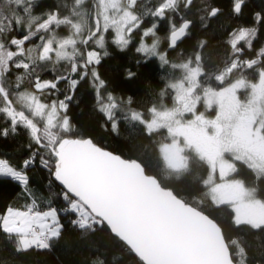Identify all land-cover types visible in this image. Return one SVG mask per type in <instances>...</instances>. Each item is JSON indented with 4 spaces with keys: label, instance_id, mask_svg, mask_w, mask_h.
<instances>
[{
    "label": "snow or ice",
    "instance_id": "1",
    "mask_svg": "<svg viewBox=\"0 0 264 264\" xmlns=\"http://www.w3.org/2000/svg\"><path fill=\"white\" fill-rule=\"evenodd\" d=\"M40 3L0 0V140L27 137L19 165L0 157V177L26 202L0 210V239L17 254L50 250L68 217L82 238L107 233L136 264H249L244 237H264V9L246 21L248 0H227L223 58L213 60L207 40L188 53L181 44L197 19L207 29L224 14L218 0ZM113 50L134 51L137 67L157 63L148 104L110 88L100 66ZM84 91L102 128H138L154 171L74 134L70 111ZM37 168L59 208L41 206ZM221 209L241 237L226 236ZM95 251L91 264H112L108 249Z\"/></svg>",
    "mask_w": 264,
    "mask_h": 264
},
{
    "label": "trees",
    "instance_id": "2",
    "mask_svg": "<svg viewBox=\"0 0 264 264\" xmlns=\"http://www.w3.org/2000/svg\"><path fill=\"white\" fill-rule=\"evenodd\" d=\"M226 9L224 14L217 17L207 29H201V22L197 19L192 29V35L183 40L181 47L185 53L191 51L197 40H207L209 52L213 54V60L222 59L223 48L218 47L222 42L225 29L230 25V14L227 11V0H218ZM58 0H41L37 11H44L55 8ZM264 9L263 0H248L245 9L244 19L250 21L251 14ZM234 23V21L232 22ZM163 35V31L161 33ZM261 39H264L262 37ZM207 55V53H206ZM136 54L134 51L119 52L112 51V55L102 62L100 72L107 80L110 88L115 94L124 97L131 96L135 101L148 104L151 101L150 91L157 90L161 85L159 76L161 70L156 62L137 67ZM131 68L137 73L134 79L125 76L126 69ZM79 103H74L71 107L72 123L75 127V135L91 137L94 141L106 150L119 154L123 158L141 157L150 164V170H155L154 156L151 148L146 150L147 142L140 134L138 128H133L130 124L121 123L118 134L101 127L102 120L92 107V95L84 91L78 96ZM27 137L21 130L17 136H10L6 140H0V157H8L13 164L19 165L21 160L27 155L25 145ZM194 170L195 165L193 166ZM46 174L39 168L31 173L32 182L41 195V206L47 207L48 201L52 206L60 207L63 201L58 196V189L55 187L46 188ZM251 185V178L246 177ZM173 187L175 180L171 181ZM185 190L189 191L186 186ZM19 187L7 178L0 177V210L6 204L13 207L22 206L19 202ZM213 215L224 226L226 236L241 237L243 234L232 229L230 224V212L224 209L218 210ZM65 225L63 234L59 241L50 250L28 252L17 254L11 244L0 239V264H91L96 256V249H108L107 257L112 264H136V261L122 253L121 248L111 240L107 233L98 232L86 237L69 224L68 217H62ZM244 240L249 245V264H264V237L256 240L252 235H247ZM115 258V259H113Z\"/></svg>",
    "mask_w": 264,
    "mask_h": 264
},
{
    "label": "rangeland",
    "instance_id": "3",
    "mask_svg": "<svg viewBox=\"0 0 264 264\" xmlns=\"http://www.w3.org/2000/svg\"><path fill=\"white\" fill-rule=\"evenodd\" d=\"M18 200H20L19 202L22 204L21 208H23L24 204L26 203L25 200L22 197H19Z\"/></svg>",
    "mask_w": 264,
    "mask_h": 264
},
{
    "label": "water",
    "instance_id": "4",
    "mask_svg": "<svg viewBox=\"0 0 264 264\" xmlns=\"http://www.w3.org/2000/svg\"><path fill=\"white\" fill-rule=\"evenodd\" d=\"M263 3H264V0H263Z\"/></svg>",
    "mask_w": 264,
    "mask_h": 264
}]
</instances>
